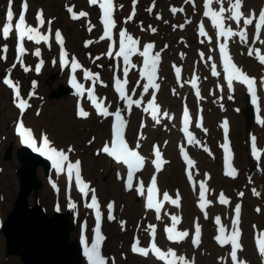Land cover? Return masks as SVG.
Here are the masks:
<instances>
[{"label":"rangeland","instance_id":"374dc122","mask_svg":"<svg viewBox=\"0 0 264 264\" xmlns=\"http://www.w3.org/2000/svg\"><path fill=\"white\" fill-rule=\"evenodd\" d=\"M25 0H11V8L14 6L17 14L19 15L22 11V4ZM149 1L140 0L139 5L136 8V19L134 23H137L134 27H131L134 32L138 34L137 29H148L150 33L151 39H157L158 43V51L160 52L161 57V81L163 86L166 87V83L168 84L172 79L175 83H182L185 79V74L192 68V60L197 57V53L200 50V56H206L208 60L212 59L211 49H215L219 54L220 52V44H217L218 31L215 28L214 35L216 38L208 39L205 42L206 36L201 34L195 35H187V31H185V24L188 22L189 15L184 14H173L172 12H165L160 17L162 20H156L155 13L146 12L147 5ZM249 0H247V3ZM67 3V4H64ZM169 0H165L162 6L165 8ZM28 8L25 13H29L33 16L34 14H38L42 11L43 18L50 21V26L52 27V32H49L46 28L41 34L47 35V41H41L40 44H31V46L25 47L26 52H29L28 56L31 55L30 58L24 60L26 55L23 56V66L20 62L17 61V41L19 44V39L17 36V31L15 27H13L12 32L9 35L8 39H4L2 35H0V57H6V62L3 63V58H0V224L6 217V214L11 210L13 201L16 199L19 189V181L18 176L16 174V169L19 163L17 157V151L20 146V139L17 132V127L20 122H23L26 127L32 130L35 134H40V126L39 123L33 122L32 124L28 123L29 121H33L37 118V115L40 111L47 112L49 116V120L51 121L50 131H45L48 134V139L50 141V146L55 147L57 150H62L66 153H70L69 145L66 144L67 139L72 138L75 135V139L72 142L73 146L76 147L80 151V167H86V170L90 174V179L87 181V184L90 186L87 189V194L93 191H89L90 188L94 189V193L96 195H101L104 197V200H101L102 204L107 203L108 196L107 193L109 190H112V195L117 201V203H123L125 209L129 212V216H133V224L134 231H137L144 219L147 218V212L142 210L141 207V195L137 190V184L133 186L132 189H128L124 183V177L120 175H116L110 166H109V158L106 153L102 151L104 144L102 147L98 149L96 152H91L90 149H87L88 135L91 134L94 141H102L105 138V134L110 130V118L100 117L98 111L93 103L90 102L88 98V94H83V96H77L68 94L60 99L49 98L50 94L54 91L58 90L63 86H69L66 83L64 75L66 74V68L60 69L62 66L60 62L61 55V45L60 43H55V33L57 31L62 34L63 32L60 30H55L53 28L58 26H63L69 23L73 18V14H79L81 9L79 8V0H27ZM179 2L177 0L176 7L181 9L178 5ZM194 8H202L201 2L199 0L193 1ZM9 7V0H0V28L6 23V11ZM71 9L72 11H69ZM167 9V8H165ZM15 12V13H16ZM70 14L71 17L68 18L65 14ZM195 19V16H193ZM122 19V16H121ZM118 26L120 31H128L125 28V24L121 20ZM27 24L30 25L28 22ZM183 25V27H180ZM13 26L15 23L13 22ZM132 26V25H131ZM175 26V27H174ZM33 27V26H32ZM157 29V33L155 35H151V29ZM242 28H239V31ZM131 30V29H130ZM131 30V31H132ZM238 31V32H239ZM86 31L77 32L76 35H86ZM101 35V32H100ZM148 35V31L145 33V36ZM236 39L240 41L237 36ZM262 41H264V37H262ZM241 42V41H240ZM70 43L73 46V50L75 51L73 57L78 59L79 64H81L83 71L79 73L77 76L80 78L77 80L80 84L83 81V87L87 90H91V82L90 79H84V72L88 71L92 74H98V83L103 86V89L106 91L105 96L107 98H111L110 105H106L105 108L110 113H113L112 118L114 119V113L117 110H120V113L123 114L125 111H129L131 114L129 116L121 115L125 118V130L129 139L134 144H139V146L147 152V142L143 140V136L140 135V117L139 114L142 111V104L137 106L133 104L131 108L128 107L127 101L120 98V94L116 91L115 76H111V79L107 80V77L111 75V71L115 72L114 67L116 65V58L109 59L108 61L104 60L100 57V50L98 45H94L89 47L88 44L84 45L79 42V40L74 35V31L69 32L67 36H65V40L63 45ZM244 42H241L243 44ZM7 45V53L2 51L3 46ZM201 45V46H200ZM167 46V47H165ZM236 46L241 50L243 47L236 44ZM40 48L41 55L39 57L34 55V51L36 48ZM252 49V46H251ZM241 60H243L247 72L253 74L258 80L257 85V100H258V110L261 104L264 102V87L260 81L261 72L256 68L258 66V62L254 59V56H245V52L243 53ZM71 58V57H70ZM7 59H10L7 62ZM43 61L41 65V70L39 72L35 71L37 65H40V61ZM130 61V60H129ZM15 65V67H13ZM130 65L133 63L130 61ZM135 65V64H134ZM27 67L30 70L24 71V68ZM180 68L181 76L177 78L175 69ZM101 72L104 73L105 76H100ZM59 73L58 77L55 74ZM192 75V81L195 79L198 84L196 86L193 85L191 81V86L189 88L193 90L204 89L203 86L206 85L207 89L210 86V82L207 80L208 69L204 68L202 72H196ZM189 75V77H191ZM107 76V77H106ZM188 77V78H189ZM5 78L15 79L13 84L18 85L20 90V98L19 100L26 101L30 107L25 110H21L18 107L19 100L15 97V90L4 84L3 81ZM187 78V79H188ZM121 80L124 79L123 75L120 77ZM128 84L125 85V91L128 96L131 97L133 101L137 100L141 95V86L142 83H138V79L130 80L128 77ZM97 80L95 81L97 83ZM160 81V80H159ZM177 83V84H179ZM65 88V87H63ZM96 88V87H95ZM159 88H163L160 86ZM183 86L177 87L176 85L171 88V95L175 97L173 99L174 104H178V107L174 110H178V114H180V105L182 97L191 94V90L188 92H182ZM62 90V89H61ZM93 91V90H92ZM166 98V94L162 89L160 93ZM170 95V96H171ZM215 92H208L209 97H213ZM229 95L233 97V99H228ZM242 95V94H241ZM241 95L238 96L235 92L229 90L227 91V96L223 101L224 104L229 108H235L241 118V140L239 141V149H241L240 154L242 156V161L234 167L238 170L237 177H230L222 172H219V175L216 176V181H219L222 184L224 178L228 179L232 183H237L239 180H242L243 184L240 189V193H247V187L251 183L256 189L259 191V195L257 196V208L256 210L250 206V202L256 200V196H245V201L249 205L248 215L245 217L241 223L244 226V235L247 240V245H251V248H244L245 253H248L249 258L251 260V264H256L258 259H261L259 254V250H254V239L253 235L256 233H264V164L258 160L256 163L257 169L250 173V167L255 162L254 157L251 156L248 147L251 145L249 140L250 132L254 131L259 136V142L261 149L264 147V127L258 123L251 124L246 126V118L243 117L242 109L245 107L244 99H241ZM95 96V93H94ZM198 97V95H196ZM169 98V97H168ZM193 97H191V100ZM77 102L81 104L79 107L88 106L93 109V114H91L86 120H81L77 118ZM260 102V103H259ZM165 103V102H164ZM68 116L71 121H68ZM262 117V116H261ZM263 118V117H262ZM199 123V119L197 120ZM178 123V120L176 121ZM202 123V121H201ZM199 125V126H198ZM170 125L168 123L160 126V135L159 140H156V143L161 144L165 149L168 155L166 157V166L165 170L158 174V180L161 181L163 193L167 192L170 197L176 196L179 197L184 196L186 200L190 199L194 202L195 197L192 193V188L189 185V181L185 175V163L179 156V149L177 148V143L180 141L179 136V128L176 131H171L169 129ZM197 130H202L201 124H197ZM221 131L223 127H220ZM219 129V133H220ZM224 132V130H223ZM33 134V135H34ZM228 135V134H227ZM226 135V138H227ZM35 136V135H34ZM103 137V138H102ZM40 139V137H39ZM186 142V139H184ZM85 144V146H84ZM151 144H148V146ZM11 149V157L5 158L7 154V150ZM84 147L86 149H84ZM226 154V153H225ZM36 166V176H38L39 180L42 182L41 188L39 190V201L42 205H44L48 211L51 213L54 211L56 207H58L61 211L67 212L70 214L71 220L75 221V229L71 232V236L75 238L81 237L79 235L80 231V221L83 218L86 223V237H89L91 233L90 225L92 224L91 217L93 213H85L81 214V217L78 213V209L80 208L79 201L82 199L84 193H81L80 190L76 189V187L67 180H61V176L56 168L53 167L50 169L49 176H45L41 167ZM38 168V170H37ZM143 171V170H142ZM140 172V174L142 173ZM149 171L151 169L149 168ZM226 173V172H225ZM198 176V173H197ZM64 178V175L62 176ZM254 181V182H252ZM247 184V185H246ZM218 185V184H217ZM112 187V188H111ZM74 193H71V191ZM33 201V195L31 196ZM69 204H75V208H70ZM222 207H219L218 210L225 209L226 204H222ZM168 206L164 207V213L167 211ZM259 209V211H257ZM78 213V214H77ZM219 217L218 214H211L209 211L199 212L196 216L197 220L201 221L200 231H202V235L200 233V243L199 245H194L193 240L195 236V230L191 228L189 232V236L184 240L181 253L191 254L196 256L195 264H225L223 262L224 255L223 252L229 254L230 247L228 244L221 245L215 237V230L219 228V226L215 222V218ZM105 218L103 215V229L102 234H107L108 237H111L105 240L108 242L102 243V248L107 250V255L111 258H116L118 264H140L142 260L139 258L132 257L129 255H123L118 249L113 247H108V245H116L117 241L113 236L114 230L110 228L105 229ZM154 213L151 214V219H155ZM148 220V219H147ZM181 220V218H179ZM224 224V223H223ZM259 224V225H257ZM257 227V228H256ZM256 228V229H255ZM258 230L257 232H255ZM203 236V239H202ZM104 241V240H103ZM177 242L168 241L166 236H163L162 232V242L161 247L163 249H173L177 251L178 248L174 246ZM228 246V247H227ZM227 247V248H225ZM188 256V255H187ZM189 257V256H188ZM0 263L1 264H22L18 257L10 256L7 257L5 254V241L3 238L2 231L0 229ZM83 264H85V255L83 257ZM261 264H264V260L261 259Z\"/></svg>","mask_w":264,"mask_h":264},{"label":"bare ground","instance_id":"6f19581e","mask_svg":"<svg viewBox=\"0 0 264 264\" xmlns=\"http://www.w3.org/2000/svg\"><path fill=\"white\" fill-rule=\"evenodd\" d=\"M180 3L183 5L184 0H179ZM216 6V10L219 9L220 5L216 4V0H214L212 7L214 8ZM229 5H226L228 7ZM246 7H254L255 11L257 14L259 13L261 8H264V0H249L247 3ZM207 10V9H206ZM205 10V11H206ZM253 11V10H251ZM250 11V12H251ZM249 12V13H250ZM228 13V12H225ZM200 24H206V22H200ZM227 27H231V21H228L226 23ZM251 34L252 37H255V31L254 28L252 27L251 29ZM261 33H264V29L261 30ZM231 38H226V37H220L219 40L223 43L227 44V49H228V41ZM149 42H143L137 45L138 51L134 53L130 58L134 61H141V59H144L140 55V52L143 51L144 46L148 44ZM264 47V46H263ZM105 50H113V51H119V42H112L109 46L105 48ZM236 52V55H233V62L237 64L238 67H242V62L241 59H239L242 55L234 50ZM154 50H150V54L153 55ZM229 52V50H228ZM221 58V59H220ZM65 62H69L68 60H64ZM72 63V62H71ZM71 63L69 64V73L65 76V81L66 82H71L73 75L77 78V74L80 73V68L77 69L75 73L72 72L71 70ZM213 65L216 66V71L219 73L217 76L212 75V69ZM125 66L121 64L118 66V75H121V72H123V68ZM204 68L208 69V76L207 80L210 82L211 86L209 89H207V86L204 85V89L197 90L199 92L198 97L197 91H194L193 99L190 100L188 103H183L182 106H186L183 110V113L185 110L188 112V116L191 114L190 113V108L187 106L188 104H191V106L194 108V111L192 112V119L189 120L188 118V129H191V126L194 125L193 121H197L199 118L204 119V129L201 131H196L193 135V138L195 141H199V143H192V150H193V157L192 161L194 162L192 165H188L186 170L193 171L195 173H198V176L195 178L193 177L192 182H191V188H192V193L195 197L194 202L190 199L186 200L184 196L179 197V206H176L172 204L170 201L168 202V209L164 213H159V219H156L155 222L151 223L147 220H143L141 223L139 229L137 231H134V224H133V216H129V212L125 209L123 203H117L115 198L112 195V190H109L107 193L108 196V202L105 204H101L99 201L104 200V197L99 195L96 196L93 192L88 193L87 195H83L82 199L79 201V204L81 205L80 208L78 209V213L81 217V214L85 213H92L97 211V209L94 208H88L87 205L91 203V198L93 195L96 196L97 198V203L99 207V212L100 210H105L109 211V213L114 217V219H108V217L105 218V229L110 228L114 230V234L112 237H114L117 241L116 245H108V247H113L118 249L119 252H121L123 255H129L132 257L139 258L142 260V263L140 264H164V262L158 260L151 252L149 256L145 257L143 255H140L138 253H134L132 249V245L139 240V246L140 247H150L152 243V235H151V228L150 226H155V243L156 245L162 250L166 251L165 249L161 248V242H162V232H166V228L170 227L172 225V216H177L178 218H181V220L178 219L176 223V230L177 231H187L188 233L190 232L191 228L195 230L196 225L198 224L199 226L201 225V221L197 220L196 223V216L199 214V212L203 211H209L211 214H218L220 218V224L218 225L219 228L215 230V235H220L219 229L221 226H223L226 230V234H230L232 230V223L235 220V205L240 204L241 206V212H240V222H239V228L241 231V237H240V242L243 246L242 250H238L237 256H238V261L233 262L231 260V257L229 254L223 252L222 254L224 255L223 257V262L225 264H238L239 261H245L246 264H251V260L249 258L248 253H245L244 248H251V245H247V239L244 238V226L241 223V221L247 217L248 215V208L249 205L245 201V196L250 195V196H256V200L250 202V206L253 207L254 210H256L258 204H257V196L254 194L253 189H255L256 193H259V191L256 189V187L253 184H249L247 187V193H245L243 196H240V189L243 184L242 180H239L237 183H232L228 179L223 180L222 184H220L219 181H216V176L219 175V172H222V176L224 174V171L226 170L225 166V149L223 147L224 144H228L230 152L232 154V159L231 163L232 166H237L239 163L242 161V156L240 154L241 149H239V141L241 140V118L235 108H229V107H219L218 106V101L221 98H225L227 96V91L224 88L225 86V81L227 80V74L224 72L223 68V54L222 56H218L217 59H213L212 61H205L203 62L202 59H199L198 57L193 58L192 60V68L190 73L193 72H199L202 71ZM143 71V63H142V69L141 73ZM146 80V79H145ZM156 82V81H155ZM72 83V82H71ZM171 88V83H168L166 88H165V93H168V89ZM233 88L236 89V94H241L244 89H246V86L242 85L239 82L234 81L233 82ZM182 92H188L189 88L187 87V84L183 85V88L181 89ZM210 90H213L216 92V94L213 97L208 96V92ZM97 92L99 93L100 96L105 95L106 91L99 86L97 88ZM150 93H154L150 92ZM99 96V103L104 107L105 101L107 102L106 98H102ZM161 94L160 97L161 98ZM109 99V98H108ZM150 100V96L145 100V108L148 107V101ZM163 104H162V103ZM160 104L155 101V104L158 106V115H159V120L160 122L158 124H161L162 122H168L171 123V128H175V122L179 119V114L178 110L174 111L173 109L178 107V104H170L169 102H166L164 104L163 101H161ZM180 107V108H181ZM168 113L167 116L163 115L164 113ZM264 115V105L262 107V111ZM125 115H127V111L124 112ZM122 119H124L123 116H121ZM142 126H145L141 134L143 136H150L149 143L151 145L154 144V133H155V127H150L152 122H155L152 119L151 116V110L148 112H145L144 109L142 110ZM48 113L40 111L37 115V118L34 119L33 121H29V124H32L33 122H38L40 126V134H42L45 131H50V126H51V121L48 119ZM68 121H71L70 117L68 116ZM222 121H227L230 124V130H229V136L227 139L224 141L221 140V136L219 133V128H220V123ZM115 124H116V119L113 121V131H107L105 134V139L102 141H94L93 139H96L95 137H92L91 134L88 136V142L85 143L87 144V149H90L91 152H96L102 145L104 144H109L111 146L112 141L114 140V131H115ZM180 125L182 126V129H184V121L180 122ZM206 129V131H205ZM252 136L256 137V134L254 131L250 132V138ZM108 137V138H107ZM20 138V144H22V138ZM36 138V137H35ZM103 138V137H102ZM257 138V137H256ZM37 139V138H36ZM75 139V135L67 139L65 142L66 144L69 145V148L72 149L70 153L68 154L69 160L64 162L65 164V170H64V175L67 178L68 181L74 184L76 189L79 190V186L76 184L75 181V174H73V178L69 180L68 174H67V164L69 162L75 163L78 161L80 157V151L76 149V147L73 146V141ZM42 141V140H41ZM40 141V142H41ZM84 144V146H85ZM38 146V142H37ZM260 146V142L257 138V148ZM40 147H43V143L41 142ZM137 148V147H136ZM84 149H86L84 147ZM139 153L145 157L146 154L143 153L141 148H137ZM252 150V148H251ZM109 157V163L110 167L113 169L114 172H118L120 176H124L127 182V166L117 163L114 161L113 158ZM164 155L162 156V163L164 162ZM82 159V158H81ZM156 156L153 155L150 158L145 157V163H144V170L140 174L139 172L142 170H138L137 172L134 173L133 175V183L137 182L138 184V190L140 188L141 182L144 184L146 183H151V178L153 177V173L149 171V166L152 165V161L156 160ZM260 161L262 164H264V159L260 155ZM154 165V164H153ZM58 172H61L57 170ZM80 175L82 180L87 183V179H90V174L86 170V167L84 166L83 168L80 167ZM203 182L205 186V197L204 199L207 201H210L211 203L207 204L204 209H201L199 207V204L201 202L200 200V185ZM254 182V181H252ZM134 183V184H135ZM218 184V185H217ZM247 185V184H246ZM112 188V187H111ZM145 190V188H144ZM75 189L71 191V193H74ZM144 195L142 196V206L146 207L147 204V189L145 191ZM223 193L224 197L229 201L226 204L225 209L218 210L219 207H222L223 205L220 203V194ZM172 199H176V196H172ZM159 202H162V207L167 205V202L163 200V195H161ZM109 204H112V208L109 209L107 207ZM224 207V206H223ZM146 211L148 214L151 212H155L154 209H148L146 207ZM77 213V214H78ZM101 216L103 215L100 214ZM94 217H91V222L94 224V230L91 231L89 237H86L85 234L87 233L86 231V223L84 219L82 218L80 221V231L79 235L83 240L84 244V250L85 247H90L91 243L94 242L95 240V228L97 227V220L95 222L93 221ZM224 223V224H223ZM259 225V224H257ZM100 231L104 230L100 225ZM257 228V227H256ZM255 228V229H256ZM201 230V229H200ZM256 230L255 232H257ZM167 233V232H166ZM261 233H256L253 235V241H254V248L257 243V237ZM102 235V233H101ZM164 236V233H163ZM111 237H107L109 239ZM186 239V238H185ZM184 239V240H185ZM203 239V236H202ZM183 241H180L176 243L174 246L178 248L176 251L177 256H183L185 257L188 261L192 262L196 260L195 255L191 254H184L181 253V247L183 244ZM108 244V242H105ZM230 250H231V246ZM180 250V251H179ZM101 253L102 255L106 258L107 264H118V261L116 258H111L107 255V250L102 248L101 245ZM244 255V256H243ZM1 264V263H0ZM89 264L87 257H86V263ZM177 264H181V262H177ZM253 264V263H252Z\"/></svg>","mask_w":264,"mask_h":264},{"label":"snow or ice","instance_id":"6c2138e0","mask_svg":"<svg viewBox=\"0 0 264 264\" xmlns=\"http://www.w3.org/2000/svg\"><path fill=\"white\" fill-rule=\"evenodd\" d=\"M138 0H133L132 3V15L128 17V20H131L132 17L135 15V9L136 4ZM214 0H205V8L207 9L204 11L203 15L205 17H209L211 19V23L213 27L219 29L218 35L220 37H239L241 42L247 43V36H248V29L249 26H253L255 31V37L257 40L260 39L261 30L264 29V8H261L259 13L255 10L251 11L249 14H246L243 11L245 0H230L229 7L225 9L223 6V0H216V3H219L221 6L218 10L214 9L212 7ZM90 4L97 5L99 9L102 11V24H103V35L100 37V39L110 38L113 35V29L115 27V21L113 19V11H114V4L113 0H90ZM154 6V4H153ZM122 7V5L120 6ZM28 4L27 0L22 4V11L19 14L18 20L16 21L15 26H13V18L14 13L11 8V0H9V7L6 12V23L0 28V35L3 36V38L6 40L9 38L10 33L13 30V27H15V30L18 33V39L19 44L17 47V61L21 63L23 66V56L26 52L24 42L25 39L27 41H34L36 44H40L41 41H47L48 36L43 35L40 33L39 29L37 27L29 26L26 23V17L25 12L27 11ZM149 13L152 11V7H149L146 9ZM69 11H72L69 9ZM170 11L175 14L177 11H183V9H177L175 7L171 8ZM228 12V15L225 16V12ZM87 13L81 11L78 15L73 14V19H79L81 17H85ZM160 17L157 16V19ZM36 19L38 20L39 24L42 26L44 25V19L42 11L37 14ZM234 21L237 25H240L241 22L243 23V28L239 31H233L231 27H227L225 24V20ZM49 23H51L49 21ZM175 27V26H174ZM180 27H183L181 25ZM89 31H91V26L89 27ZM152 32H156L155 28L151 29ZM200 34L201 35H207V33L204 30V25L201 24L200 26ZM56 40L60 43L62 46L64 41L59 31L55 33ZM92 43V41L86 42L87 44ZM261 43H264V41H261ZM139 44V41L137 39H134L131 35H129L126 31H120L119 32V51L115 53V56L122 57L125 67L123 68V77L124 79H116L115 87L116 91L120 94V98L127 101V105L129 108L133 104H136L137 106L140 105V100L133 101L130 96L127 95L125 91V85L128 84V73H129V67L130 64L129 57L132 56L134 53L138 51L137 45ZM154 45L152 43H148L144 46V49L142 52H140V55L144 57L143 59V71L141 73L142 77L146 79V83L143 85V93H149L150 89H159L160 85L156 83L157 79V67L158 63L161 59L159 54L151 55L150 50L153 49ZM167 47V46H165ZM7 45L3 46L2 51L4 53H7ZM220 52L223 54V68L224 72L227 74V86L231 90L233 88V82H239L242 85L246 86L247 92L252 97V103L255 105L257 104V88H256V78L250 77L247 73H245L240 67L237 66L236 63L233 62L231 56L229 55L227 44L222 43L220 44ZM248 56L255 55L259 62L264 65V54H261L259 49H256L255 51L251 48L248 49L247 52ZM34 55L39 57L41 55L40 48H36L34 51ZM64 57L67 56V53H62ZM109 57L113 56V52L109 50L107 53ZM0 58H6V57H0ZM43 64V61H40V65H37L35 68L36 72H39L41 70V65ZM15 67V65H13ZM81 65L78 61L73 58L71 63V70L73 73L79 69ZM131 67H135V65H131ZM213 71L212 75L217 76L219 73L215 70L216 66L213 65ZM30 69L25 67L24 71H29ZM180 68H176L175 72L177 77L180 76ZM84 79L92 80L93 84H95V81L98 79V74H92L88 71L84 72ZM72 85L76 88V91L78 94H83V85L80 83H77V79L75 75L72 77ZM262 83H264V78H262ZM4 84L12 87L15 90V97L17 100L20 98V90L18 85L13 84L11 79L5 78L3 81ZM193 85H195L196 81H192ZM197 95H199V92L197 91ZM88 98L92 101V103L95 105L98 114L108 117L110 115H113V113H110L107 108L103 107L100 103L96 102V97L94 96V93L92 90H89L88 92ZM228 99H233L231 95H229ZM18 107L21 110H25L26 108L30 107V105L27 104L26 101L19 100ZM151 110V116L156 123H159V115H158V106L155 104V95H152V99L148 101V107L144 108L145 112H148ZM77 115L82 118H86L89 116V112L85 111L82 107L78 109ZM116 118V124H115V131H114V140L111 143V146L106 144L102 151L106 153L108 156L115 159L117 163L123 164L127 166V188L132 189L133 188V175L138 170H141L145 163V157L142 156L138 151L132 149L129 147L128 143L124 139L123 135V129L125 127V121L121 117L120 110H117L115 113ZM163 115L167 116L168 113H164ZM184 132L188 134V142L189 143H199V141H195L192 133L188 130V112L185 110L184 112ZM258 122L261 125H264V119H259ZM199 126V125H198ZM225 135H227L228 131V123L227 121H224L222 125ZM206 131V129H205ZM17 132L19 136L22 138V142L32 148L34 151L40 153L41 155H45L49 160L52 161V165L57 170L63 172L65 170V164L64 162L69 160V157L67 154H65L62 150H57L55 147L50 146V141L47 137V135L42 136V143L43 147L37 146V141L34 138L33 132L31 129L27 128L23 122H20L17 127ZM251 144H252V155L259 160L260 154L259 150L257 148V138L255 136L251 137ZM139 147V144H137V148ZM225 149V166H226V175L230 177H236L237 171L232 166L231 159L232 154L229 150L228 144L223 145ZM68 151H72L71 148H69ZM155 156L156 160H153L152 163L155 165V168L157 171L161 170V152L157 148L155 150ZM185 160H187L189 165H192L194 162L190 159H188L187 153L184 155ZM67 174L69 180L73 178V174H75V181L76 184L79 186V190L81 193H84L87 195V189H89V185L85 183L80 175V161H76L75 163L69 162L67 164ZM119 175V174H118ZM189 178H191V172L188 173ZM200 204L199 207L201 209H204L207 204L211 203L210 201H207L204 199L205 197V186L203 182L200 185ZM94 193V189H92ZM139 192L141 195H144V184L141 182ZM157 192L156 187V178L153 176L151 178V187L147 189V204L146 207L148 209H154L157 213V219H159V213L161 211L162 202H157L155 200V194ZM254 194L259 195V193L255 192V189H253ZM240 196H243L244 193H239ZM163 200L164 201H170L172 204L179 206V196L177 194L176 199H172L167 192L163 193ZM229 201L224 197L223 193L220 194V203L221 204H227ZM70 208H75V204H69ZM88 208H94L97 209L96 211V220H97V227L95 228V240L93 243H91L90 247H85L84 255L87 257V260L89 264H107L106 258L101 253V245L102 241L104 240V237L101 235L100 227H99V221L101 218L99 207L97 203V198L95 195L91 198V203L87 205ZM109 209L112 208V204L108 205ZM259 211V209H257ZM240 212H241V206L240 204L235 205V220L232 223V230L230 234H226V230L223 226L220 227L219 232L220 235H217L215 239L221 244V245H230L231 246V252L230 257L233 262L238 261V250H242L243 246L240 242L241 237V231L239 228V222H240ZM108 219H114V217L109 214ZM177 216H172V225L170 227H167L165 230L167 232V239L173 242H180L183 241L185 238L189 236V233L187 231H177L176 230V223L178 221ZM216 224H220V218H215ZM151 228V235H152V243L150 247H140L139 246V240H137L132 245V251L134 253H138L140 255H143L145 257L149 256L150 252L160 261L164 262V264H177V262H181V264H194V261L190 262L183 256H177L176 252L173 249H168L167 251H162L155 243V226H150ZM195 239L193 240L194 245H199L200 243V227L197 224L195 227ZM257 245L258 250L261 256V259L264 260V233H261L257 237ZM238 264H246L245 261H239Z\"/></svg>","mask_w":264,"mask_h":264},{"label":"water","instance_id":"95a60500","mask_svg":"<svg viewBox=\"0 0 264 264\" xmlns=\"http://www.w3.org/2000/svg\"><path fill=\"white\" fill-rule=\"evenodd\" d=\"M21 155L19 173L22 181L18 201L2 226L8 253L18 254L24 264H81L80 242L70 240L73 224L69 217L58 211L47 217L41 207H28L30 189L39 186L35 177L38 162L29 159L24 151Z\"/></svg>","mask_w":264,"mask_h":264}]
</instances>
